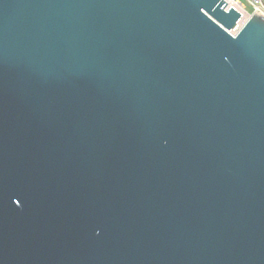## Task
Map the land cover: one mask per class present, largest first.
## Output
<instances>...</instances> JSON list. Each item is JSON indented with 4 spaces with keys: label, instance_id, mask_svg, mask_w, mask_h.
Segmentation results:
<instances>
[{
    "label": "water",
    "instance_id": "water-1",
    "mask_svg": "<svg viewBox=\"0 0 264 264\" xmlns=\"http://www.w3.org/2000/svg\"><path fill=\"white\" fill-rule=\"evenodd\" d=\"M225 0H0V264H264V14Z\"/></svg>",
    "mask_w": 264,
    "mask_h": 264
},
{
    "label": "built area",
    "instance_id": "built-area-1",
    "mask_svg": "<svg viewBox=\"0 0 264 264\" xmlns=\"http://www.w3.org/2000/svg\"><path fill=\"white\" fill-rule=\"evenodd\" d=\"M227 2V7H234L237 9L241 17L237 23L234 30L238 31L245 25L249 18L256 11L262 12L264 14V0H225Z\"/></svg>",
    "mask_w": 264,
    "mask_h": 264
},
{
    "label": "rangeland",
    "instance_id": "rangeland-1",
    "mask_svg": "<svg viewBox=\"0 0 264 264\" xmlns=\"http://www.w3.org/2000/svg\"><path fill=\"white\" fill-rule=\"evenodd\" d=\"M239 29V28H238ZM238 29H236V30H233L234 32L233 33H236L237 31H238Z\"/></svg>",
    "mask_w": 264,
    "mask_h": 264
},
{
    "label": "bare ground",
    "instance_id": "bare-ground-1",
    "mask_svg": "<svg viewBox=\"0 0 264 264\" xmlns=\"http://www.w3.org/2000/svg\"><path fill=\"white\" fill-rule=\"evenodd\" d=\"M231 7V6H230ZM227 8H229V7H227ZM234 32V31H233Z\"/></svg>",
    "mask_w": 264,
    "mask_h": 264
}]
</instances>
